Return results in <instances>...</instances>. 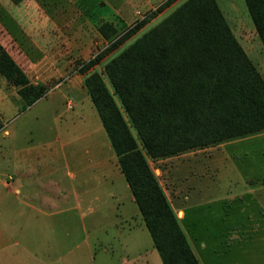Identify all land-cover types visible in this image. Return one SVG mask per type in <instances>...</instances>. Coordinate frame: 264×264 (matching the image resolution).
Listing matches in <instances>:
<instances>
[{
	"label": "rangeland",
	"instance_id": "374dc122",
	"mask_svg": "<svg viewBox=\"0 0 264 264\" xmlns=\"http://www.w3.org/2000/svg\"><path fill=\"white\" fill-rule=\"evenodd\" d=\"M163 1L0 0V45L41 96L28 104V97L25 99L19 87L1 75L0 88L14 104L13 115L36 103L25 116L27 124L34 127L33 134L39 136L38 127L49 125L53 110L97 114L84 85L85 78L96 73L127 123L197 263L264 264V129L151 159L104 73L109 60L186 0L168 3L97 64L81 71L85 61ZM214 2L235 41L264 80V48L244 0ZM34 112L38 118H34ZM102 136L112 151L106 134ZM233 190L239 194L237 197L221 200V194ZM181 210L183 221L177 216ZM139 218L144 223L140 214ZM137 220L133 218L129 225ZM144 232L145 249L153 247L147 230ZM99 237L105 235L99 233ZM87 240L95 241L92 235ZM94 252L92 263L100 264L101 253L98 248Z\"/></svg>",
	"mask_w": 264,
	"mask_h": 264
},
{
	"label": "trees",
	"instance_id": "16d2710c",
	"mask_svg": "<svg viewBox=\"0 0 264 264\" xmlns=\"http://www.w3.org/2000/svg\"><path fill=\"white\" fill-rule=\"evenodd\" d=\"M172 1L148 11L81 71ZM244 4L264 48V0ZM104 73L151 159L264 129V80L214 0L184 1L109 60ZM0 75L19 87L28 104L41 96L1 45ZM84 85L161 263L198 264L101 78L91 73Z\"/></svg>",
	"mask_w": 264,
	"mask_h": 264
},
{
	"label": "crops",
	"instance_id": "0c3cea01",
	"mask_svg": "<svg viewBox=\"0 0 264 264\" xmlns=\"http://www.w3.org/2000/svg\"><path fill=\"white\" fill-rule=\"evenodd\" d=\"M35 104L13 115L0 88V264H94L97 248L100 264H162L144 247L145 226L97 114L53 110L35 136L25 116Z\"/></svg>",
	"mask_w": 264,
	"mask_h": 264
}]
</instances>
